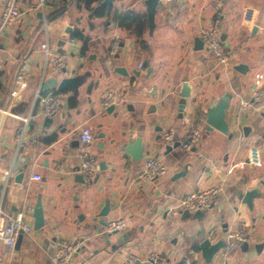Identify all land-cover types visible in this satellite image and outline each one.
I'll list each match as a JSON object with an SVG mask.
<instances>
[{
	"label": "crops",
	"instance_id": "0c3cea01",
	"mask_svg": "<svg viewBox=\"0 0 264 264\" xmlns=\"http://www.w3.org/2000/svg\"><path fill=\"white\" fill-rule=\"evenodd\" d=\"M20 2L22 17L0 37V186L7 177L0 190V204L7 217L23 213L33 231L22 234L12 256L0 245V264H51L56 242L61 239L81 243L75 255L77 264H128L130 256H138L140 264H156L150 262L153 254L164 258L157 264H207L199 247L201 240L213 232L214 243L224 241L228 232L239 230L249 236V250L242 249L243 243L226 260L219 252L211 264H264V89L260 98L252 96L255 76L264 74V0L160 4L152 36L147 23L144 45L132 29L119 28L112 17L96 18L74 0L53 21L47 16L56 4L42 9L40 0ZM110 4L113 10L146 13L145 0H112ZM247 10L252 12L249 27L243 21ZM218 16L220 38L230 54L226 67L218 66L204 48L194 50L201 28ZM75 30L89 38L83 56L80 41L75 46L69 43ZM115 36L121 38L120 48L108 63ZM44 43L52 53L69 50L64 72L52 70L51 57L46 58L42 49ZM240 64L247 66L246 74L234 69ZM118 67L127 75L117 73ZM78 75L87 78L77 94L40 89L48 78ZM184 81L191 87V96L181 118L177 94ZM108 92L115 95L118 115L106 114L103 108ZM226 93L232 95V139L208 130L204 123L206 112ZM50 94L60 95L63 102L47 125L42 99ZM240 100L250 103L246 111L240 110ZM84 127L94 132L90 151L100 164L90 185L79 173V134ZM191 127L201 129V138L185 153L180 142ZM170 128L176 129V135L169 145L173 150L167 153L162 135ZM243 128H248L247 135ZM124 132L133 140L142 136V160L135 162L121 150ZM100 133L103 139H98ZM22 142L26 144L18 152ZM176 144L178 148H174ZM252 148L260 152L261 167L249 164ZM26 155L30 162L23 166L20 160ZM149 155L158 156L169 168L167 175L152 182L141 178L143 161ZM16 159L19 168L11 171ZM186 166V177L175 179ZM20 173L23 177L19 179ZM34 176L41 180L35 181ZM221 181L223 190L206 218H184V211L165 216L187 193ZM254 188L259 189L260 197L254 199L250 210L238 194ZM104 197L110 199L111 209L102 220L107 224L124 219L128 224L120 233L127 234L130 242L116 252L106 245L104 236L108 234L96 217ZM39 198L45 224L35 230L33 211ZM119 235L111 234V244ZM257 245L262 246L260 251ZM192 251L199 252L197 260Z\"/></svg>",
	"mask_w": 264,
	"mask_h": 264
},
{
	"label": "built area",
	"instance_id": "2783aa9c",
	"mask_svg": "<svg viewBox=\"0 0 264 264\" xmlns=\"http://www.w3.org/2000/svg\"><path fill=\"white\" fill-rule=\"evenodd\" d=\"M62 0H40L39 8L44 9L48 4H59ZM185 0H160V4H179ZM24 12L20 0H0V37L5 32L9 31L19 21ZM244 24L250 26L252 24V12L247 10L244 15ZM200 39L203 42L204 49L209 53L212 59L218 66L226 67L230 63V54L220 38V17L216 18L209 26L202 27L200 31ZM120 36L114 37V42L107 54L108 63H111L112 58L118 53L120 48ZM75 46L78 41L70 38L69 42ZM42 49L45 52L46 58L51 57V67L54 72H61L67 67L70 58L69 50H62L56 53L50 51L48 43L42 44ZM46 72H44L45 75ZM264 89V74H257L253 82L252 96L253 98H260ZM63 99L60 95L50 94L42 99L44 117L54 116L59 108ZM115 103V95L113 92H108L103 100V108L107 109ZM249 102L240 100V110L246 111L249 107ZM27 122V120H25ZM264 122V113H263ZM201 129L198 127H191L184 138L181 140L180 145L183 152H191L199 143L201 138ZM176 135V129L170 128L164 132L162 139L165 145H171ZM95 139L93 130L90 127H84L79 134L80 142V168L79 173L82 176L85 184L90 185L94 182L97 173L100 171L99 160L90 151V146ZM249 164L261 167V155L257 148L251 149ZM169 168L167 164L158 156L149 155L143 161L141 178L143 180L152 182L158 178L167 175ZM230 170L229 172H231ZM35 181H40V176L33 177ZM224 187V182L221 181L218 185L208 189L198 190L187 193L180 200L179 204L173 209L169 210L168 216L172 217L179 211H187L189 213L207 212L214 205ZM127 221L124 219L112 220L105 226V233L113 234L114 232H122L127 228ZM33 227L25 222V215L19 213L13 217L6 216L0 204V245L5 248L8 256L14 254L17 240L22 234H31ZM212 243L214 233L210 232L207 237ZM249 241V236L246 232L232 231L228 232L224 240L225 246L220 250V255L223 259L229 258L243 243ZM81 248L79 241L69 242L67 240H58L56 242L55 253L52 256L51 264H77L75 262V255ZM191 256L195 260L199 257L198 251H192ZM153 263H161L164 258L158 254H153L150 257ZM140 262L138 256H130L127 258L128 264H135ZM15 264V263H11Z\"/></svg>",
	"mask_w": 264,
	"mask_h": 264
},
{
	"label": "water",
	"instance_id": "95a60500",
	"mask_svg": "<svg viewBox=\"0 0 264 264\" xmlns=\"http://www.w3.org/2000/svg\"><path fill=\"white\" fill-rule=\"evenodd\" d=\"M222 1H226V0H222ZM110 3H112V0H105L103 2V4H110ZM159 5H160V0H145L150 36L153 35L154 29L156 27L155 16H156V12H157ZM256 29L257 27L255 26V28L253 29V32ZM69 32L70 30L67 31V33ZM203 48L204 47H203L202 40L201 39L195 40L194 50L196 51L203 50ZM234 69L242 74H246V72L248 71L247 66L243 64L235 66ZM115 71L119 74L127 75V72L124 68L118 67L115 69ZM86 78H87V75L65 77V78H62L61 80L54 78V77L48 78L45 80V82H43L40 89L43 91H47L49 89H55L59 93L70 92L73 94H77L79 87L85 84ZM177 96L180 99V102L178 104V107H179L178 109H179L180 117L182 118L185 108H186L187 99L190 98L191 96V87L187 81L183 82L182 88L180 92H178ZM231 101H232V95L230 93L224 94L217 100L214 106H212V108L206 112L205 119H204V123L207 125L208 130H217L220 133L227 135L230 139H232L234 136V134L230 132V124H229V120L232 118V114L230 112ZM130 107L131 106H128L129 109ZM116 109H117V105L112 104L109 108L105 109L106 114L115 113L116 115H118V113L115 112ZM44 121H45V124L48 125L52 122V119L50 117H46ZM243 131L245 135H247L248 128H243ZM122 136H123V144H122L121 150L123 152L129 153L132 156V160L135 162L142 160L144 158V141H143L142 136H138L134 138V140L132 138V135L128 134L127 132H124ZM103 138H104V134L100 133L98 135V139H103ZM25 144L26 142H22V144L18 147V152L23 151ZM178 147H179V144H176L174 146V148H178ZM101 148L104 150L105 146L102 145ZM172 150H173V147L168 145L166 148V152L169 153ZM109 155H112V153L109 152ZM29 162H30L29 155H26L25 158L20 160V164H23V166H27ZM101 167L104 169V163H101ZM188 167L189 166H186L182 172H179L175 176V179L186 177V175L188 174V170H189ZM18 168H19V162L16 159L13 162L10 169L11 171H16L18 170ZM22 177H23V173L18 174L19 179ZM6 180H7V177L4 176L2 178V184L0 186V190H3L4 182H6ZM258 197H260V192L258 188H254L253 190L238 194V199L243 204L247 205L250 210L254 209V199ZM103 201H104L103 208L96 215V217L101 219L99 221V225L105 227L107 224L102 219L108 215L111 209V202H110V199L106 197L103 198ZM167 215H168V212L165 213V216ZM207 215H208L207 212H196L194 214H190L187 211L183 212L184 218H192L193 220H202L206 218ZM33 216L35 219V223H34L35 230L42 229L44 227L45 221H44V212L42 209L41 198L37 200L36 206L33 211ZM112 235H119V238L115 244H111V241L109 239L111 234L105 235L104 239H105L106 245L110 246L113 252L118 251L126 243L130 242V238L128 237L127 234L120 233V232H114ZM21 236L22 235L19 236L16 245L20 243ZM224 246H225V242L223 240H219L216 243H212L210 239L208 238H203L199 244V247L202 253V258L205 260L207 264H211L213 262L214 257L220 252L222 248H224ZM261 247H262L261 245H257L256 249L260 251ZM242 249L244 251H248L249 244L244 243L242 245ZM150 262L152 261L150 260ZM136 264H140V263L137 262Z\"/></svg>",
	"mask_w": 264,
	"mask_h": 264
},
{
	"label": "trees",
	"instance_id": "16d2710c",
	"mask_svg": "<svg viewBox=\"0 0 264 264\" xmlns=\"http://www.w3.org/2000/svg\"><path fill=\"white\" fill-rule=\"evenodd\" d=\"M79 7L84 5L87 9H90L93 16L96 18L112 17V20L118 25L119 28L126 30H133L136 32L137 36L141 39L140 45H144L145 41L142 40L144 32L146 31V26L148 23L146 13L141 14L134 10H113L111 4H103L105 0H74ZM71 0H62L59 4L54 5L53 11L48 14L47 20L53 21L63 15L70 4ZM97 5L93 7V5ZM71 38L80 41L82 43L81 54L85 55L88 51L89 38L85 36L81 31L75 30L71 33ZM2 72L0 71V78ZM1 88V83H0ZM74 99V98H72ZM71 99V100H72ZM72 104L73 101H72ZM197 247V246H195ZM199 249V247L197 248Z\"/></svg>",
	"mask_w": 264,
	"mask_h": 264
}]
</instances>
